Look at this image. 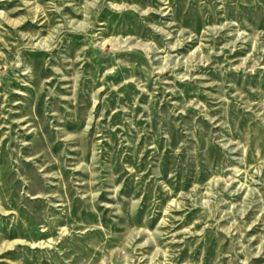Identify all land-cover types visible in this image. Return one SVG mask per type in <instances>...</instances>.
I'll return each mask as SVG.
<instances>
[{
  "label": "rangeland",
  "instance_id": "1",
  "mask_svg": "<svg viewBox=\"0 0 264 264\" xmlns=\"http://www.w3.org/2000/svg\"><path fill=\"white\" fill-rule=\"evenodd\" d=\"M0 264H264V0H0Z\"/></svg>",
  "mask_w": 264,
  "mask_h": 264
}]
</instances>
